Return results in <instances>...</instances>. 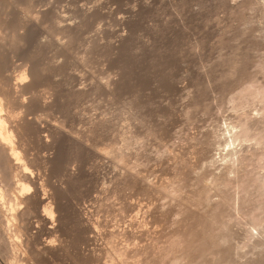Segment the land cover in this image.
Returning a JSON list of instances; mask_svg holds the SVG:
<instances>
[{
    "label": "rangeland",
    "instance_id": "374dc122",
    "mask_svg": "<svg viewBox=\"0 0 264 264\" xmlns=\"http://www.w3.org/2000/svg\"><path fill=\"white\" fill-rule=\"evenodd\" d=\"M12 1H10L11 4L9 0L5 2V4H8V7L5 5L8 8L7 10H9V14L6 13L7 16L13 13L11 10L18 11L21 8L22 10L20 9V11H23L28 2V0L26 2L19 0L21 2L19 6L20 2ZM34 1L32 3L37 5L33 6L35 16H40L39 18L41 16L47 17V19L42 18L41 20L38 18L37 21L29 17L28 21L26 20L30 23L33 20L34 27H32L33 23H29L30 29L34 28L33 34L31 33L32 31H26L29 27H27V22L23 20L27 19L24 18L26 16L24 11L17 12L18 15H16V12L12 14L17 19H13L12 15L9 17V19L12 17L11 20L13 21H10L13 28H15L14 25L16 24L15 30H18L19 26L26 23V29L23 28V25L22 29L19 28V31L22 30L21 32H24L23 35L27 32L29 34H27V43L26 41L24 42L26 45H23V49L20 46H22L26 34L20 37V39L22 38L20 40L22 43L18 42L19 39L17 42L15 41V50L13 47L14 42L12 41V45L9 39L12 40L13 35L18 36L17 32L20 34L21 32L8 29L9 32L13 30L12 35L11 33L9 35L7 28L2 33L0 32V43L2 41V44L6 46L10 44L12 47H10L12 49L10 51L13 52L14 50L10 55L9 49L3 48L5 53L3 51L2 54H5L4 57H7L8 60H4L3 55L0 53L3 60V63L0 60V68L4 67L3 70L6 72V76L12 73L11 76L16 78L24 70L32 73L34 67L33 73L39 70L36 73L40 75L33 74L37 76V79H32L36 86L31 82L34 89L30 87L28 92L26 91L27 94L25 92L20 93L24 100L30 101L28 112L22 108L17 111L18 107L14 105L16 109L11 105L15 110L11 106H7L9 109L5 106L3 113L14 110L19 116L27 114L28 118L32 119L33 122L39 120L37 128L39 131L42 130L40 133L45 138L49 139H52L51 132L56 128L55 125L59 126L57 129H60L59 136L61 135L62 137L60 136V140L56 143L58 146L55 144L56 149H58L56 150L54 146H51L54 149L41 147L40 142L38 143L37 141L35 142L36 145H32L34 146L31 149L33 151L30 150L31 154L29 153V156L38 157L42 160L44 156L49 158L50 155L53 157L55 153L58 155L60 158L59 164L55 163L58 159L56 155L53 161L55 165L53 164L52 166V162L50 163L51 165L48 163L49 166L41 163L42 166H39L35 173L38 175L39 182L45 185L42 196L45 199L47 198V201L48 199L52 201V191H57V188L53 189V187H58L59 200L64 204L65 211H68L70 216L68 217L69 222L66 219V223L61 224L56 214V219L53 221L56 226L53 222L51 224L55 227L58 225L57 228L60 231L56 229L55 235H53L55 231L53 234H49L48 228L45 227L46 225L48 227L50 223L45 224L39 216H36V213L29 216L30 218L26 217L27 219L22 220L24 221L23 223L20 222V224L22 223L21 225H28L26 230L21 233V240L25 242L30 236L29 238L36 243L33 244L31 240L32 246H35V248H39V246L43 248L44 241L48 242L47 239L53 240L52 242L55 243L64 240L62 245L60 242L56 244L60 243L59 245L61 246L70 245L68 250L55 252L56 255L54 253L40 254V258L37 255L36 258L38 259L34 258L36 263L33 260V262L31 261L32 264H97L93 261L90 262L88 256L91 253H99L101 251L100 248L102 250L104 248V251L105 249L106 251L111 250L115 245L119 247L128 245V247L133 248L141 244L145 245L149 241V237L129 239L120 234V231L124 230V228H133L130 226V220L135 216H141V219L144 218L142 227H146L153 233L164 232L172 227L171 223L175 220L173 217L177 218V215L174 214L172 216L171 214L173 213L171 211L169 214L167 213L169 210L173 211L171 208L175 207L176 200L171 198V196L163 195L160 191L158 193L154 191L153 194H150V191L145 192L143 188H145L146 181L156 185L166 183L171 178L170 172H168L170 168L168 169V167H171V164L173 165L175 162H179L193 165L195 168H193L194 172L192 173L187 168L188 171L186 172L188 174L184 175L185 179L182 181L184 192L196 187V177L199 176L203 177V182L206 185L211 186L214 185L213 175L225 170L226 160L229 159H227L226 153L229 150L234 148L240 150L239 153L242 154L243 152L244 154L253 146V141L240 145L239 141L237 143L235 141L230 144L231 132L240 117L246 114L251 116L258 115V118L263 116L261 108L263 102L254 91H248L247 97L243 96L235 101H231L230 96L232 97L231 94L235 95V92H239V88L236 90V87L240 82L234 80L236 76L240 77V72L241 74L244 72L243 74H246V76L241 75L240 78L238 77L239 79L251 74L257 77L260 76V79L263 77L261 76L262 73L259 72V68L262 71L261 66L264 64V39L262 37V34L264 36V27L261 28L263 29L262 32L260 29L264 24L260 25L258 23L264 22V18L260 16L259 10H252V5L249 3L251 0H248L250 5L247 4L249 5L247 7L248 11L246 10L248 13L246 11L243 12L244 14L236 13V17L234 15L235 12L230 9V5L235 4V2L238 3L240 0H233L230 4L229 2L226 4L225 0ZM13 3H15V6L16 4L18 5L16 9H10L13 7ZM21 5H24V8ZM49 7L52 9V11L50 10L51 12L47 11V8L50 9ZM88 8H91V10H88ZM53 9L57 10L58 17L53 16L57 14V12H53ZM34 12L30 14L34 16ZM48 12H50V15H48ZM36 13H40V15ZM1 14L5 15V13ZM241 14L245 17H241ZM21 15L25 16L22 17ZM18 16L23 18L21 23L17 22L21 18ZM51 17L57 27L53 24ZM56 17L61 19L60 22ZM249 17L250 19H248ZM257 17L259 20H255ZM29 19L31 20L29 21ZM236 19L240 20V22ZM242 19L247 22H242ZM260 19L263 20L260 21ZM11 22L9 25H11ZM41 22H47L46 28L54 25L56 28L54 26L53 28L57 30H60L59 27H62L64 23L66 27L63 26L61 31H63V28L69 31L65 30V34L59 35L60 31L58 30L59 32H57L56 30L55 32L59 36L58 39L57 35H55L56 33L54 34V29L52 28V32H49L51 28L45 31L44 23ZM41 24L43 25L41 26ZM58 24L60 25L58 26ZM72 25L73 27H71ZM3 26L5 27L6 25L0 26V31L3 30ZM38 28L39 30H37ZM246 30L248 33L243 32ZM238 31H241V33ZM45 32L51 34L47 35ZM4 33H7L6 36H4ZM9 36L12 37L10 38ZM239 36H241L242 41L238 38ZM55 37L61 41L56 43ZM27 38L29 39L27 40ZM238 39L239 42H236ZM244 39L245 41H243ZM3 40H6V44ZM240 42H242V45H239ZM248 42L251 45L253 43V46L250 47ZM235 43H238V46H235ZM57 44H60V46ZM16 46L20 47V49ZM234 46L239 49V53L244 49L243 46L250 48L249 50L245 48L247 51L243 50L242 55L248 61L245 62L242 59L246 65H241L234 80L230 78L235 84L232 81L229 82L228 78H225V81L228 82L225 84L222 75L225 74L227 67H229V53L234 54L236 52ZM239 46H242L241 49H243L238 48ZM24 50L26 53L23 52ZM230 50L235 52L232 53ZM224 58L229 60L226 61ZM4 63L5 65H3ZM227 63L228 66H225ZM259 64L262 65L260 66ZM1 65L3 66L1 67ZM244 67L245 69H243ZM3 70L0 71V76L5 73ZM222 72L224 73L222 74ZM1 73L3 74L1 75ZM6 76L4 75V77ZM2 78L0 77V84L5 80L4 78L2 80ZM244 78L241 79V82ZM232 83L233 86L231 87ZM231 88L233 89L231 90ZM230 91L232 92L230 93ZM3 96L1 94L0 98L2 97L3 99L1 100H4L2 102L6 103V96ZM30 99L34 100L32 102H36L32 103ZM30 108L32 109L30 110ZM30 111H32L31 114ZM91 124L93 125L91 126ZM90 128H93L94 132L89 130ZM89 133H92V135L88 136ZM83 135L84 139H81ZM128 135H132L134 138H130L131 136ZM127 137L130 139L128 144L126 142ZM75 142L78 143L76 144ZM79 142L81 145L83 144L84 148L79 146ZM85 143L86 145H84ZM250 144L252 145L250 146ZM117 145L120 148L118 150H121V154L127 153L122 154L123 159L129 155L125 159H128L127 162L129 164L124 163V160H122L123 162L121 160H116L118 162L114 161L116 155L118 156L116 153L120 152L117 150L116 152L113 151L115 152L113 153L110 149H117V147L115 148ZM72 147H74V150L71 149ZM121 147L125 151H122ZM103 148H106V151L110 150L109 154ZM51 156L50 158H52ZM112 156L115 157L113 158ZM56 165L61 167V169L59 167L60 171H55L58 167ZM120 166L123 167L121 168ZM127 166L128 168H126ZM130 166L131 168H129ZM132 168L138 176L140 175L139 177L136 176L135 172H132ZM249 169H253V166H250ZM128 170L140 180V182L138 181L139 184L131 185L134 186V189L127 188L129 186L123 188V184L119 183L121 181L119 177L121 179L122 172L124 171L123 175H125ZM128 172L127 174L130 173ZM262 173H264V169ZM74 175L77 176V179ZM140 183L144 187H140ZM139 187L143 190L139 189ZM212 195L213 199H218L215 193ZM130 202L137 207L133 208V210H126L125 206ZM42 208L43 206H40L39 209L42 210ZM82 213L95 225L93 232L88 235L85 234L87 237H93L94 240L91 238L87 240L84 233L76 229L78 228L76 220L79 219ZM43 223L44 225H42ZM60 225L62 227H59ZM140 228L138 227L137 229ZM113 231H117V233L119 231V233L114 234ZM231 235L229 247L233 254L237 252L245 253L251 249L244 245L250 234L243 223H232ZM1 236L2 228L0 226V246L2 247H0V264H10L12 261L10 257L13 254H8L9 248L7 251L4 248L8 247V245L6 242V245H4ZM54 236L57 238H53ZM257 236L254 238H258ZM55 239L60 240L56 241ZM110 250L109 253L105 252L106 254H102L103 261L107 264H112ZM8 255L10 259L7 257ZM19 256L23 258V255ZM85 257L88 259H85Z\"/></svg>",
    "mask_w": 264,
    "mask_h": 264
},
{
    "label": "bare ground",
    "instance_id": "6f19581e",
    "mask_svg": "<svg viewBox=\"0 0 264 264\" xmlns=\"http://www.w3.org/2000/svg\"><path fill=\"white\" fill-rule=\"evenodd\" d=\"M6 1H8V0H0V26H2V25L7 26L8 25L9 28L6 26L5 27L3 26V30L0 31L1 33L4 31L5 28H7V30L8 29H10V30L16 29V26H15L16 24L14 23L16 20L13 22V24H15L14 25L15 28H13V25L11 22V21H13V20H11V18L13 16H15V15H12L14 12H16V15H18L17 12H23L24 11L26 13V14L24 13L26 16L25 15H21V16L22 17L25 16L24 18H27V19H23L21 16H18L19 18L20 17L21 18H20V20H17V22L19 21L21 23V19L28 21L29 17L32 18L33 20L38 21V18L40 16H35L33 6L34 5L37 6V5L35 4L36 2L34 0H28L26 5L24 4L25 8H24V5H21V6H23L22 8H24L23 11H20L21 8H19L18 11L11 10V11H13V13L11 14L12 17L10 19H9V17L11 15L7 16V14H6V13L9 14V12H8L9 10H7L8 8H6V6L8 4H5ZM10 1H12V0H9V2ZM13 1H15V0H13ZM16 1L20 2L19 0H16ZM26 1L27 0H23L21 2H26ZM32 1H34L35 3L33 4ZM231 1H233V0H225L226 4H227V2H229V4H230ZM249 1L248 0H245V1L240 0L239 2L237 1L238 3L235 2V4L233 3V5H230V7H231L230 9H232V11L235 12L234 13L235 17L237 15L236 13L239 14V13H243L246 10L248 11L247 7L251 4L252 7L251 6L250 7L253 8L252 10L253 11H255V9L259 10L258 12L261 13L260 16L262 18H264V0H251L250 2ZM21 2L19 3V6H20ZM43 2H45V1H43ZM52 3H55V2H52ZM10 4H11V2H10ZM247 4H249V5H247ZM12 5H13V7H11ZM12 5L10 6L11 8L9 7L10 9H12V8L16 9L18 6L17 4L15 6V3H13ZM4 7H5V9H4ZM50 7H52V6H50ZM55 7H56V5H55ZM251 8H250V10H251ZM83 9H84V7H83ZM6 10H7V12H6ZM50 10L52 11L51 8L50 9L47 8V11H50ZM88 10H91V8L90 9L88 8ZM88 10H87V12H88ZM36 11H39V10H36ZM44 11H46V10H44ZM33 12H34V16L32 14H30ZM50 12H48V15H50L49 14ZM53 12H57V10L55 9ZM1 13H5V15H3ZM19 14H23V13H19ZM36 14H38V13H36ZM44 14H46V13H44ZM52 14H54V13H52ZM31 15H32V17H31ZM38 15H40V13ZM57 15H58V12L56 15H53V16L55 17ZM59 15H61V14H59ZM46 16H47V14H46ZM243 16L241 14V17H243ZM48 17H50V16H48ZM57 17H56V19H58ZM61 17H63V16H61ZM61 17H59V18H61ZM42 18H44V17L41 16V18H39V19L42 20ZM13 19H17V18L13 17ZM44 19H47V17ZM237 19H238V17H237ZM248 19H250V17ZM30 20L31 19H29V21ZM33 20L31 22V23H33L32 27H34L33 26L34 25ZM58 20L60 22L61 19H58ZM251 20H253V19H251ZM251 20H249V21L251 22ZM255 20H259L258 17ZM261 20H263V19H260V21ZM9 21L11 22V25H9L10 24ZM52 21H53V18H52ZM237 21L240 22V20H237ZM241 21L247 22V21H244L243 19ZM22 23H24V22L22 21ZM29 23L30 22H27L28 26L26 23L22 24V26H19V27L17 26L18 30H15V31H19L20 30L19 28L23 27V25H24V27H23L24 29H26L25 26L29 27L26 31H28V32L32 31L31 33H33L34 28L31 30ZM41 23H44V25L41 24V26L42 25L44 26L45 31L47 29L51 28L50 29L51 31H49V32H52L53 29L57 27L54 21H53V24L56 27L54 25H51L52 27L46 28L45 26L47 25V22L46 23L41 22ZM37 24H38V22H37ZM258 24L261 25V24H264V22L261 21V23L259 22ZM258 24H257V26H259ZM59 25L60 24H58V26ZM250 25H252V24H250ZM35 26H37V25H35ZM53 26H54V28H53ZM63 26H65L64 23H63ZM62 27L60 26L59 27L60 30L58 29L60 31L59 35L65 34L64 33L65 30L69 31L65 28H63V31H61ZM71 27H73V25ZM262 27H264V25H262L260 27V29ZM263 29H261V32ZM37 30H39V28ZM56 30L57 29H54V34L56 33L55 32ZM58 30H57V32H59ZM240 30H243V29H240ZM244 30H245V28H244ZM12 31L9 32V30H8L9 35H10V33L12 35ZM21 31H19V32H21ZM72 31H74V30H72ZM5 32H7V31L5 30ZM28 32L25 33L26 36H24L25 34L23 35L24 32H21V34L17 32V34H19L18 35L19 37L17 35L16 36L13 35L12 40L9 39V42H11V44L14 42V45L13 44L12 45L15 48V41L17 42V40L19 39L18 42L22 43V41H20V40H22V38L20 39V37L23 35L25 40L23 41L22 46H20L21 49H23L24 48L23 45H26V43H27L26 37H27V34H29ZM61 32H63V33H61ZM243 32L248 33L247 30L243 31ZM35 33H36V31H35ZM66 33H68V32H66ZM239 33H241V31ZM6 34L4 36H6ZM13 34H15V33H13ZM243 34H245V33H243ZM55 35H57V37L59 39L58 34L56 33ZM2 36H3V34H2ZM28 36H30V35H28ZM243 36H247V35H243ZM43 37H45V36H43ZM68 37H70V36L68 35ZM262 37L264 39L263 34H262ZM3 38H7V37H3ZM49 38H50V36H49ZM238 38L241 40V36H239ZM0 39H1V37H0ZM28 39L29 38H27V40ZM52 39H53V37H52ZM55 39H56V37H55ZM60 39H61V37H60ZM231 39H233V38L231 37ZM239 39H238V41L236 40V42H239ZM3 41H5L4 43L6 44V40H3ZM25 41H26V43H24ZM52 41H54V40H52ZM57 41L60 42L61 40L56 39V43H57ZM228 41H229V39H228ZM243 41H245V39ZM54 42H51V43L53 44ZM255 42L257 43V41H255ZM2 43L3 42L1 41L0 53L2 54L3 51L5 53V50H3V48L4 49L8 48L9 49L8 51H10V49L12 48L10 46V44H8L9 45V47H8V45L6 46ZM42 43H44V42H42ZM46 43H48V42H46ZM241 43L242 42H240L239 45H242ZM253 43H254V40H253ZM253 43H252V45H251V43H249L250 47L253 46ZM60 44H57V45L60 46ZM235 44H234L235 46H238V43H235ZM249 44H248V47H249ZM17 45H19V44L17 43ZM62 45H63V43H62ZM67 46H65V47H67ZM235 46H234V49L236 48ZM244 46H243L244 49L243 48L242 49L246 50L245 48H247V47H244ZM16 47H18V46H16ZM20 47H18V48L20 49ZM241 47L242 46H239L238 48L241 49ZM41 48H42V46H41ZM61 48H64V47H61ZM249 49L247 48V50H249ZM15 50H16V48H15ZM231 50H233V49H231ZM238 50L239 49L236 48V52L234 51L235 53L233 51H231L234 54L229 53L230 55L229 54H228L229 56L227 55L230 58V60L224 58L226 61L229 60V62H228L229 67H227L228 69L224 74L226 77L224 75H222V78H224V81H225V78H228V80H230V78H232L234 80V77H235V75L238 74V71H239L241 65L245 64V62L248 61V60H245L247 58H243L245 56H242L243 50L241 51V53H239L240 51H238ZM13 52H14V50H13ZM13 52H11V53L7 52V53H9L11 55ZM23 52H25V50ZM7 53H6V55H7ZM15 53L17 54V52H15ZM2 55H0V60L3 63ZM4 55H3V57H4ZM244 55H246V54H244ZM9 57H11V56H9ZM5 59H7V57L6 58L4 57V60ZM242 59H244L245 62ZM248 59H249V57H248ZM1 61H0V63H1ZM228 63L226 65L225 64L224 65L228 66ZM262 64H263V62H262ZM262 64H259V65L261 66ZM3 65H5V63ZM3 65H1V67ZM42 66H43V64H42ZM261 67H262V71H261V68H259L260 69L259 72H261L262 73L261 76H263V77H261V79L259 78L260 77L259 75H258L259 77H257L256 75L251 74L245 78L242 77L244 79L241 82L242 78L241 79H239V78L241 77V75L242 76L244 75L243 74L244 72H242V74L240 72L239 73L240 77L238 76L239 77L238 78L236 76V78L234 80V81L238 80L236 82L241 83V84L240 83L237 84L238 86L236 87V90H237V88H239V92L238 91H237L238 93L233 92L235 95L231 94L232 97L230 96V100L235 101L238 98L246 96L248 91H250V92L254 91L257 96H260V99L263 102V105L261 106L263 111L260 109V111L263 112V113L261 112L263 116L260 115L261 117L258 118V115L257 116H255V115L251 116L250 114H246L245 116H242V117H240V119H238V122H236V126L234 124L235 127H233V131L231 130L232 134L230 137V139H231L230 144H233L235 141H236V143H237V141H239V145L242 143H245V142H249V141L252 142L253 141V143H252L253 146L250 148V150H248V152H246L244 154H243V152H242V154L239 153L240 150H236L234 148L229 150L226 153L227 159L228 158L229 159L226 160L227 164L225 165L226 166L225 170L219 174L213 175L214 179H213V177H212V179L214 180V185H211V186L206 185L203 182V177L201 178L199 176V177H196V180H197L196 181V187H193L190 190L184 192L182 181L185 179L186 173L188 174V172H186V171L190 170L191 173L194 172L193 171L194 166L179 163V162H175L173 165L171 164V167L170 166L168 167V169L170 168L169 169L170 171L168 170V172H170L171 178L170 179L168 178L169 181H167L166 183H164V184L161 183V184L156 185L155 183H150V182L148 183L146 181V184L145 185L143 184L145 186V188H143L145 190V192L150 191L149 193L153 194L154 191H155V193L156 192L158 193V191H160V193H163V195L165 194L169 197L171 196V198L176 200L177 204L175 203V207L171 208V209H173V211L169 210L167 214H169L171 211L173 213L171 215L173 216L175 214V215H177L176 216L177 218L173 217V219H175V220L174 221L172 220L173 221L171 223L172 227L169 228V230L164 231V232H155V233L149 231V229H147L146 227H142V225L144 223V222L142 223V221L144 220V218L141 219L140 218L141 216L140 217L135 216L134 218H132L130 220V226H132L133 228H129V229L124 228V230L120 231L121 232L120 234H123V236H125L126 238H129V239L130 238L131 239H134V238L138 239L137 237H144V238L149 237L148 238L149 241L145 245L141 244L140 246H135L133 248L128 247V245L125 247L124 246L119 247L118 245H115L113 248H111V250L109 249L110 253L112 254V256H111L112 260L110 259L112 261V264H264V173H262V171L264 169V64ZM0 69L3 70L4 67L0 68ZM31 69H32V67L30 68V71H31ZM37 69H39V68H37ZM57 69H59V68H57ZM243 69H245V67ZM2 70H0V71H2ZM33 70H35V67ZM33 70H32V73L27 72V70H24V72L22 71L23 72L22 74L19 73V77H17V78L11 76L12 73H10V75L8 74L9 76H6L7 74L3 70V72H5V73L4 74L1 73V75L2 74L3 75L0 76V77H3L5 79V80H3V78H2L3 82L0 84V96H1V94L4 95L3 97L6 96V101H7L6 103H4V102H2L4 100H1L3 98L2 97L0 98V178H1L0 180L3 184L2 185L0 182V226L2 228V236H1L2 241L4 242V245H6V243L8 245V247L6 246L7 248L6 247H4V248L6 249V251L9 248L10 252L8 251V254L9 253L13 254L10 257V258H12L11 259L12 261L10 260L11 261L10 264H32L34 258H36L37 255L40 258V256H39L40 254H43V255L44 254L45 255L53 254V253L55 254V252L57 253V252H59V250H68L70 248V245H68V244H67V246H61L63 244L62 241H64V240L57 241L60 239H57V240L55 239V240L57 242H60L61 245H59L60 243L56 244L57 242L55 243V242H52L53 240L51 241L50 239H47L48 242L44 241L45 244H43V248H40V246H39V248H35V246H32V243L34 244L35 242L29 238L30 237L29 235H27L29 237L27 238V240L25 242H23L24 240L23 241L21 240V237H22L21 233L23 232V230H26V228L28 227V225H24V224L21 225L24 222L22 220L27 219L29 216H31L35 213L37 214L36 216H39V218L45 224L50 223L51 226L48 225V227H47V225H46L45 227L48 228L47 230H49V234L50 233L53 234V232L55 231L53 235H55V233L57 231L56 229H58L57 228L58 225H57V227H55L56 224L53 222L56 219L55 218L56 214H57V218L61 224L66 223L65 220L66 219L68 220V217L70 216L68 211H65L66 209H65L64 204L61 203V201L59 200L58 187H53V189L57 188V191H52L53 195L51 192V195L53 196L52 201H49V199H48V201H49L48 202L46 200L47 198L45 199V197L42 196V193L44 192L43 189H44L45 185L43 183L39 182L38 175L35 173V170L38 169L39 166L40 167L42 165L46 166V164H48V163L50 164L51 162H52V166H53V164L55 165V163L59 164L58 161L60 158L58 157V155L56 153H55V155L53 154L54 156L57 155V157H58V159L56 160L55 163L53 162L55 160V157L53 156L54 157L53 158L51 155L50 156L52 158H50V156H49V158L42 156L44 158V159L42 158V160H41V158L39 159L38 157L34 158L33 152H32L33 157L29 156L31 154L30 150L32 149V147H34L32 145H34L35 142H37V141H38V143L40 142L41 147L47 148V147L54 146L56 149V146H58L56 143L58 142V140H60L59 137L61 136V135L59 136V134H60L59 130L60 129L59 130L57 129V127H59V126L55 125L56 128L53 130L51 128V130L53 131V132H51L52 139L45 138V136H43L40 133L42 130L39 131V129L37 128L38 127L37 123L39 120L33 122L32 119L30 120V118H28L27 114L19 116L14 111L15 110L14 108H16V107H18V109L16 108L17 111L19 110V108L25 109V111H27L29 106H30V103H29L30 101L24 100L21 97L20 93L25 92V94H27L26 91L28 92V89L30 87H32V89H34L33 85H35V84L33 83L34 81L32 82V79H34V78L37 79V76H35L33 74L38 72L39 70L34 72V73H33ZM223 73L224 72H222V74ZM4 75L6 77H4ZM36 75H40V74L36 73ZM244 76H246V74ZM29 78H31V79L29 80ZM232 79L229 82H231ZM31 82L33 83V85ZM36 82H37V80H36ZM227 83L228 82L225 81V84H227ZM233 83L235 84V82H233ZM233 83H232L231 87L233 86ZM30 84H31V86H30ZM229 84H231V83H229ZM234 87H235V85H234ZM233 88H231V90ZM80 91H82V90H80ZM231 92L232 91H230V93ZM22 96H23V94H22ZM41 98H42V96H41ZM30 100L32 102L33 99H30ZM35 102H32V103H35ZM44 102H46V101H44ZM47 103H49V102H47ZM11 105H13V106L15 105L16 107L14 106V108H12L13 106H11ZM33 105H35V104H33ZM5 106H6V108L11 106V108L14 110L7 111L9 109L8 108L6 110L7 113L6 112L3 113V110H5L4 109ZM31 107H32V104H31ZM44 108H46V107H44ZM31 109L32 108H30V110ZM31 112L32 111H30V114H31ZM92 125L93 124H91V126ZM53 128H54V126H53ZM234 128L235 129L237 128V130H235ZM89 130H92L94 132L93 128H90ZM153 132H155V131H153ZM61 133H63V132H61ZM84 133H85V131H84ZM92 133H89L88 136H90V134L92 135ZM63 134H65V133H63ZM153 135H155V134H153ZM128 136H131L130 138H134L132 135H128ZM81 139H84V135H83V138L81 137ZM128 139H129V137L126 138L127 144H128V141H130V139L129 140ZM71 140H73V139H71ZM124 140H125V138H124ZM75 143L77 144L78 142H75ZM86 143L84 145H86ZM121 143H123V142H121ZM55 144H56V146H55ZM59 144H60V141H59ZM73 144H74V141H73ZM79 144H80V142H79ZM252 144H250V146ZM82 145L80 144L79 146H82ZM38 146H39V144H38ZM126 146H124V147H126ZM54 147H51V148L54 149ZM82 147H79V148H82ZM116 147H117V149L111 148L110 150L112 152L113 151L116 152L118 149H120V148H118V145L115 146V148ZM69 148H70V146H69ZM73 148L74 147H72L71 149H73ZM121 149H122V147H121ZM128 149H129V147H128ZM104 150H103V153H104ZM110 150H107V151L105 150V151L109 154ZM31 151H33V150H31ZM90 151H93V150H90ZM120 151L118 150V152H120ZM122 151H125V150L122 149ZM99 152H101V151H99ZM115 152H113V153H115ZM124 153H126V152H124ZM124 153H122V154L124 155ZM110 154H112V153H110ZM116 154H118V156L117 155H116V157L114 156L115 158L112 156L115 159V160L113 159L114 161L124 160V163H128L127 162L128 159L127 160H125V159L129 155L128 156L125 155L126 157H124L125 159H123L121 152L116 153ZM119 154H121V155H119ZM116 158H118V159H116ZM116 162H118V161H116ZM41 163H42V165H41ZM49 164L47 166H49ZM128 164H126V165H128ZM122 165H124V164H122ZM128 166L126 168H128ZM250 166H253V169H249ZM56 167H54V168H56V170L53 168V171L54 170L60 171L61 167L59 165H56ZM59 167H60V169H59ZM129 168H131V166ZM187 168H188V170H187ZM132 170H133V168H132ZM190 171H189V173H190ZM123 172H122L121 179L119 177V180H121L119 183H122L124 185V186L122 185L123 188L129 186L127 188H130V189L133 188L134 189V186H131V185L139 184L138 181L140 182V180L138 177L140 175L138 176L134 170L132 172L133 173L135 172L136 176H138V177H136L135 174H132V172H130V171H129L130 173L128 172L129 174H127V172H126L125 175H123ZM191 173H190V175H191ZM51 174L53 175V173H51ZM75 178L77 179V176H75ZM76 179H74V180H76ZM141 179H144V178H141ZM144 180H143V182H144ZM141 182H142V180H141ZM141 185L142 184L140 183V187H144ZM119 186H121V184H119ZM140 187H139V189L143 190ZM31 189H32V191H31ZM135 189H137V188H135ZM213 189L215 190V192ZM64 190H65V188H64ZM213 193H215V195L218 196V199H216V200L213 199V195H212ZM62 201H63V199H62ZM40 206H43L42 210L39 209ZM63 206H64V208H63ZM136 207L133 203L130 202L125 206V209L126 210H128V209L133 210V208L135 209ZM123 209H124V207H123ZM168 217L170 218V216H168ZM40 219H39V221H41ZM42 221H41V223H42ZM76 221H77L76 226L78 227L76 229L80 230L81 233H84V236L88 235L90 232H93V230H94L93 228H95L94 223L89 218H87L85 215H83V213H82V215L80 214L79 219H77ZM20 222H22V223L20 224ZM51 222H53V224L55 226H52ZM68 222H69V220H68ZM234 222L243 223L246 226V230L250 234V236L248 237V240L246 241V243L244 245H245V247L248 246L251 249L245 253L244 252L243 253L237 252V253L233 254L230 247H229V243H230V240L232 237L231 225ZM44 223L42 225H44ZM64 225H66V224H64ZM59 227H62V226L60 225ZM138 227H141V228L137 229ZM65 229H67V228H65ZM27 231H28V229H27ZM58 231H60V230L58 229ZM63 231H64V229H63ZM76 232H77V230H76ZM81 233H80V235H81ZM113 233L118 234L119 231H118V233H117V231H113ZM84 236H83V238H84ZM255 236H257L258 238L255 239L254 238ZM53 238H57V237L54 236ZM85 238L88 240V238H91V236L90 237L86 236ZM252 238H254V240H252ZM23 239H24V237H23ZM91 239H93V237ZM129 239H128V241H129ZM31 240L33 241L32 243H31ZM82 241H83V239H82ZM36 242H37V240H36ZM41 244H42V242H41ZM107 249H108V247H107ZM100 250H101L100 251L101 253L100 252L99 253H91L89 256L87 255L89 257V261L90 262L93 261L97 264H107L106 262L103 261V255H104L103 253H105V252L109 253V250L106 251V249H105V251H104V248H103V250L100 248ZM249 253H251V254H249ZM19 255H23V258L22 257L20 258ZM7 257L9 258V255ZM42 258H44V257H42ZM86 258L87 257H85V259ZM36 259H38V258H36ZM85 259H83V260H85ZM36 261H38V260H36ZM34 262H35V260H34ZM85 263H87L86 260H85Z\"/></svg>",
    "mask_w": 264,
    "mask_h": 264
}]
</instances>
